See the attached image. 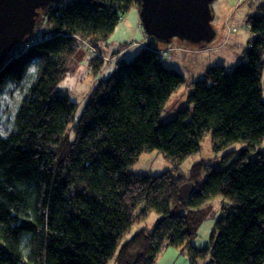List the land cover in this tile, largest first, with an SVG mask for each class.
Instances as JSON below:
<instances>
[{
    "label": "trees",
    "instance_id": "obj_1",
    "mask_svg": "<svg viewBox=\"0 0 264 264\" xmlns=\"http://www.w3.org/2000/svg\"><path fill=\"white\" fill-rule=\"evenodd\" d=\"M141 3L49 6L47 29L30 34L0 68V264H109L114 255L117 264H154L164 246L183 243L193 261L209 255L207 264H264V151L251 156L264 137V0L247 17L252 35L241 60L208 67L174 117L163 120L162 109L186 78L146 46L97 82L72 127L75 138L68 135L77 103L58 84L78 39L99 47ZM93 60L100 71L101 54ZM3 94L16 107L2 102ZM209 131L216 150L239 140L248 145L225 154L221 166L197 162L184 177L178 165ZM155 148L176 165L157 175L130 171ZM188 180L195 185L183 203L180 187ZM218 194L234 204L216 220L211 245L196 248L190 240L201 215L182 208ZM151 209L161 214L153 228L135 233L116 254Z\"/></svg>",
    "mask_w": 264,
    "mask_h": 264
},
{
    "label": "rangeland",
    "instance_id": "obj_2",
    "mask_svg": "<svg viewBox=\"0 0 264 264\" xmlns=\"http://www.w3.org/2000/svg\"><path fill=\"white\" fill-rule=\"evenodd\" d=\"M260 1L261 0H212V24L216 29V36L212 41L201 46L183 43L176 37L168 44L156 41L144 30L139 9L138 12L133 9L129 11H133L130 19L134 24L139 21V19L137 20V15L139 13L138 16L140 17L142 26L141 30H137L136 32L134 29L132 33L123 29L117 30L116 33L114 30L108 38L99 41V47L93 45L88 40H78V48L68 60L67 73L58 84V89L67 92L70 98L77 103L74 118L68 126L69 137L72 140L75 138V132L72 127L83 112L84 106L93 88L92 84L97 82L94 81V78L97 76L95 74L96 71L93 70V64L97 61H92L95 57L90 53L91 48L101 55L104 48V55H102L103 64H101L100 69L103 76H108L114 72L115 61L112 60V57L114 54H117L115 50H123L121 57L123 56L127 61L132 60L148 43H155V45L161 48L159 50H166L168 53L164 58L162 57L165 64L175 68L187 78V81L173 92L162 109V119L168 120L176 115L178 108L189 105L188 95L191 92V86L188 80L202 73L210 64L217 65L225 62L233 64L232 67L235 66L236 53L242 52L252 35L246 25L247 17L249 14L256 12L257 5ZM136 6L132 8H137L138 6ZM125 15L128 17L127 12L122 15L120 22L116 26L117 29ZM46 20L48 21L47 13L45 10H41L35 29L37 34L47 29L48 22H46ZM230 34L232 35V39L229 41ZM21 48L24 50L26 48L25 44L22 45ZM88 66H90L95 73L89 70ZM36 67V64L31 65L30 72L33 73ZM261 88L264 98V69L261 77ZM1 101L5 103L10 101L9 106L16 107V102L10 100L6 94L2 95ZM2 130L0 122V131ZM247 145V141L239 140L224 146L220 150H216L212 142V132L209 131L204 134L200 140V149L186 156L178 165L177 170H179L184 177L189 178L192 175V167L195 163L203 161L213 166H221L222 158L225 154L245 148ZM259 150L264 151V137L257 145L256 150L251 153V156H255ZM175 165L176 164H174L170 158L166 157L162 150L155 148L143 152L138 161L132 164L129 169L133 173L157 175L165 170L172 169ZM205 177L206 172L204 171L198 179L203 181ZM233 204L234 203L226 196L218 194L207 199L200 206H184L182 212L185 214H189L191 211L195 210L201 215L200 222L195 225L194 236L190 240V245L196 248L210 246L212 235L216 229V220L221 214L230 210ZM160 215L161 214L156 210L151 209L143 218L136 220L122 237L116 254L120 246L135 233L142 229L151 230ZM209 259L210 257L207 255L206 257H197L195 261H193L189 252V244L183 243L178 246H164L156 257L154 264H207ZM109 264H117L116 255L112 257Z\"/></svg>",
    "mask_w": 264,
    "mask_h": 264
},
{
    "label": "water",
    "instance_id": "obj_3",
    "mask_svg": "<svg viewBox=\"0 0 264 264\" xmlns=\"http://www.w3.org/2000/svg\"><path fill=\"white\" fill-rule=\"evenodd\" d=\"M57 0H0V68L11 52L32 34L41 10ZM212 0H142L140 16L144 30L158 42L176 37L183 43L204 45L214 39ZM188 180L180 187L185 203L194 188Z\"/></svg>",
    "mask_w": 264,
    "mask_h": 264
},
{
    "label": "crops",
    "instance_id": "obj_4",
    "mask_svg": "<svg viewBox=\"0 0 264 264\" xmlns=\"http://www.w3.org/2000/svg\"><path fill=\"white\" fill-rule=\"evenodd\" d=\"M135 6V5H134ZM133 6V7H134ZM137 7V6H136ZM131 9H133V10H137V12H138V8H131ZM133 12V11H132ZM132 12H127V14H128V17H127V15H125V17L123 18V21L120 23V25H119V27H118V29H117V27L115 28V31H116V33H117V30H128V32L129 33H132L133 32V30L135 29L136 30V32H137V30H141V21H140V17L138 16L139 15V13H138V15H137V20L139 19V21L137 22V23H133L132 22V20L130 19L131 18V14H133ZM135 12V11H134ZM143 30V29H142ZM231 34L229 35V41L232 39L231 38ZM147 46H151V47H153V48H155V49H157V50H159V49H161L159 46H157V45H155V43H148L147 44ZM146 47V46H145ZM244 50V49H243ZM243 50H242V52H243ZM103 51H104V48H103ZM103 51H102V55H104V53H103ZM116 52H117V54H114V56L112 57V60H114L115 61V69L114 70H116L117 69V66H118V61L120 60V59H125L123 56L121 57V53H122V51L123 50H115ZM242 52H239L238 54L236 53V57H235V64H237L240 60H241V57H242ZM101 55V56H102ZM103 57V56H102ZM165 63V62H164ZM222 65H225V66H228V67H232V65L233 64H228V63H225V62H222L221 63ZM167 65V64H166ZM212 65H216V64H210V66H212ZM168 66V65H167ZM209 66V67H210ZM169 67H171V66H169ZM171 68H173V67H171ZM88 69L89 70H92V68H90V66H88ZM207 69V68H206ZM206 69L202 72V73H199V74H197V76L195 77V78H192L191 80H188V83H190V85H191V82L192 81H194V80H196V79H199V78H201L202 76H203V74H204V72L206 71ZM113 70V71H114ZM93 71V70H92ZM94 72V71H93ZM95 73V72H94ZM96 74V78H94V81H99L100 79H102V78H105V77H107V76H103V74H101V70L100 71H98V72H96L95 73ZM184 75V74H183ZM109 76V75H108ZM187 79V78H186ZM187 81V80H186ZM190 81V82H189ZM97 82H94L92 85V87L94 88L95 86H96V84H97ZM93 88H92V90H93ZM91 91V90H90Z\"/></svg>",
    "mask_w": 264,
    "mask_h": 264
},
{
    "label": "built area",
    "instance_id": "obj_5",
    "mask_svg": "<svg viewBox=\"0 0 264 264\" xmlns=\"http://www.w3.org/2000/svg\"><path fill=\"white\" fill-rule=\"evenodd\" d=\"M66 1L67 0H57L55 3H53L52 5H50V6H57V5H60L61 6V3H63V2H65L66 3ZM56 13H58V11H56ZM50 36V34H46V38L47 37H49ZM78 40H83V39H78ZM26 48L25 49H27L29 46H30V44L29 43H27L26 45ZM159 52H160V55H161V57H165V55L168 53L166 50H164V51H162V50H159ZM90 53H91V55L93 56V57H96V56H98V55H100V53H97V51L96 50H93L92 48L90 49ZM95 55V56H94Z\"/></svg>",
    "mask_w": 264,
    "mask_h": 264
}]
</instances>
